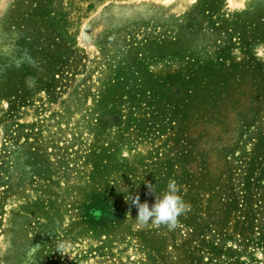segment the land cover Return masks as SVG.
Instances as JSON below:
<instances>
[{"label":"rangeland","instance_id":"rangeland-1","mask_svg":"<svg viewBox=\"0 0 264 264\" xmlns=\"http://www.w3.org/2000/svg\"><path fill=\"white\" fill-rule=\"evenodd\" d=\"M258 51L264 0H0V264H264Z\"/></svg>","mask_w":264,"mask_h":264},{"label":"clouds","instance_id":"clouds-1","mask_svg":"<svg viewBox=\"0 0 264 264\" xmlns=\"http://www.w3.org/2000/svg\"><path fill=\"white\" fill-rule=\"evenodd\" d=\"M257 59L264 62V51L257 52ZM26 86L32 87L35 83L31 78H27ZM148 193L154 195V203L149 205L147 201L141 202L139 195H132L128 193L125 195V200L130 202V205L138 209L136 220L141 226H147L149 223L156 227L166 226L173 229L178 224V218L186 214L191 209V205L186 202L180 193V187L174 179H169L166 190L159 196L156 193L152 183L145 182ZM127 216L131 215V208H129ZM37 247H32L28 250V255L31 257L37 252ZM63 253V246L58 249Z\"/></svg>","mask_w":264,"mask_h":264}]
</instances>
